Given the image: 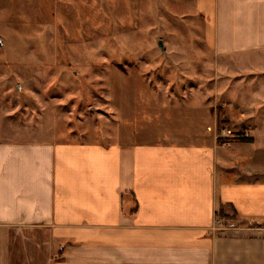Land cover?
<instances>
[{
	"label": "crops",
	"instance_id": "crops-1",
	"mask_svg": "<svg viewBox=\"0 0 264 264\" xmlns=\"http://www.w3.org/2000/svg\"><path fill=\"white\" fill-rule=\"evenodd\" d=\"M195 10L218 57L264 53V0ZM159 102L109 144L19 140L0 107V264H264L263 150Z\"/></svg>",
	"mask_w": 264,
	"mask_h": 264
},
{
	"label": "rangeland",
	"instance_id": "rangeland-1",
	"mask_svg": "<svg viewBox=\"0 0 264 264\" xmlns=\"http://www.w3.org/2000/svg\"><path fill=\"white\" fill-rule=\"evenodd\" d=\"M0 42V107L19 140L109 144L146 104L202 100L218 133L264 152V53L218 57L195 0H0Z\"/></svg>",
	"mask_w": 264,
	"mask_h": 264
},
{
	"label": "trees",
	"instance_id": "trees-1",
	"mask_svg": "<svg viewBox=\"0 0 264 264\" xmlns=\"http://www.w3.org/2000/svg\"><path fill=\"white\" fill-rule=\"evenodd\" d=\"M233 140H242V141H247V142H252V139L251 138H240V139H236V138H233V139H228L227 142H231ZM219 217L221 219H226V218H229L230 215L226 214L224 211H222L220 214H219Z\"/></svg>",
	"mask_w": 264,
	"mask_h": 264
},
{
	"label": "water",
	"instance_id": "water-1",
	"mask_svg": "<svg viewBox=\"0 0 264 264\" xmlns=\"http://www.w3.org/2000/svg\"><path fill=\"white\" fill-rule=\"evenodd\" d=\"M158 44H159L160 48L164 51V45H163L162 41H159Z\"/></svg>",
	"mask_w": 264,
	"mask_h": 264
},
{
	"label": "built area",
	"instance_id": "built-area-1",
	"mask_svg": "<svg viewBox=\"0 0 264 264\" xmlns=\"http://www.w3.org/2000/svg\"><path fill=\"white\" fill-rule=\"evenodd\" d=\"M216 223H217L218 225H221V221H219V220H217Z\"/></svg>",
	"mask_w": 264,
	"mask_h": 264
}]
</instances>
